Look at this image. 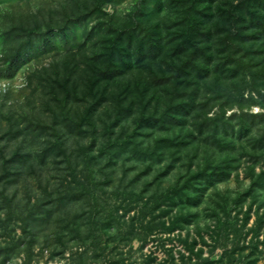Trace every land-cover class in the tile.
I'll return each instance as SVG.
<instances>
[{"label":"rangeland","instance_id":"obj_1","mask_svg":"<svg viewBox=\"0 0 264 264\" xmlns=\"http://www.w3.org/2000/svg\"><path fill=\"white\" fill-rule=\"evenodd\" d=\"M0 264H264V0H0Z\"/></svg>","mask_w":264,"mask_h":264}]
</instances>
